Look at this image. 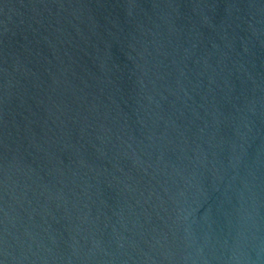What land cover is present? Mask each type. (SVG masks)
<instances>
[{
	"label": "water",
	"instance_id": "1",
	"mask_svg": "<svg viewBox=\"0 0 264 264\" xmlns=\"http://www.w3.org/2000/svg\"><path fill=\"white\" fill-rule=\"evenodd\" d=\"M0 264H264V0H0Z\"/></svg>",
	"mask_w": 264,
	"mask_h": 264
}]
</instances>
